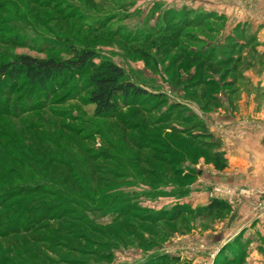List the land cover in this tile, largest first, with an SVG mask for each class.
I'll list each match as a JSON object with an SVG mask.
<instances>
[{"label": "rangeland", "instance_id": "obj_1", "mask_svg": "<svg viewBox=\"0 0 264 264\" xmlns=\"http://www.w3.org/2000/svg\"><path fill=\"white\" fill-rule=\"evenodd\" d=\"M73 50L163 99L100 119L84 82L0 93V178L19 194L0 210V264H264V147L238 177L216 117L264 110V0H0V63ZM236 127L264 135V119Z\"/></svg>", "mask_w": 264, "mask_h": 264}, {"label": "trees", "instance_id": "obj_2", "mask_svg": "<svg viewBox=\"0 0 264 264\" xmlns=\"http://www.w3.org/2000/svg\"><path fill=\"white\" fill-rule=\"evenodd\" d=\"M97 58V54L91 50H73L72 57L67 60H44L27 55L13 57L9 61L0 63V93L7 90L11 92H44L58 83L62 85L69 81H77V84L84 82V91L87 92L88 102L94 107L95 116L100 119L112 117L122 105L163 99V96L152 94L144 87L129 80L124 69L115 63L102 61L100 64H95ZM0 113L2 116L8 115L3 110H0ZM191 119L196 121L195 128L200 129L202 135L212 141L209 142V146L211 150L216 151L214 166L216 169H221L225 162L223 153L220 152L222 142L216 139L213 134L208 133L206 125L199 120L197 114L192 113ZM29 168L34 169L32 166ZM19 179L21 180V177ZM1 181L3 187H0V210L5 211L14 207V204L6 205V203L16 196L18 197L19 194L13 192V188H11L13 185L7 186L8 181L2 179ZM57 191L65 196L68 194V190H62L59 187H57ZM221 206L222 203L214 199L202 209V212L207 217L221 215L223 211ZM22 208L28 210L26 207ZM21 219L23 218L19 216H10L11 221H18L19 224ZM24 219H28V217ZM21 226L12 233L26 235L32 227L22 224Z\"/></svg>", "mask_w": 264, "mask_h": 264}, {"label": "crops", "instance_id": "obj_3", "mask_svg": "<svg viewBox=\"0 0 264 264\" xmlns=\"http://www.w3.org/2000/svg\"><path fill=\"white\" fill-rule=\"evenodd\" d=\"M218 110L216 113V118L218 122L221 123L224 128L225 133L223 136L225 150H233L237 153V155H241L240 157H228L231 170L235 171L238 177H243L244 175H248L255 171V167L252 168L246 166H240L244 163H253L257 160V155L260 153V149L262 146L264 147L263 143L260 142L262 139L264 140V135H255V136H248L246 138L240 136L241 134L238 133L240 130L237 129L236 126L242 125L246 119H264V110ZM264 149V148H263ZM230 152V151H228ZM243 155L245 157H243ZM245 165V164H244ZM226 171H230L226 169ZM249 176V175H248Z\"/></svg>", "mask_w": 264, "mask_h": 264}]
</instances>
